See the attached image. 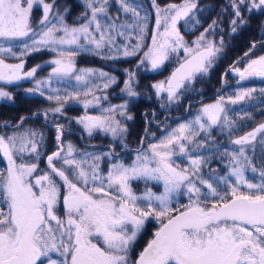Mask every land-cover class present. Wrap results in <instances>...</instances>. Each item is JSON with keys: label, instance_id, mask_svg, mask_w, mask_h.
<instances>
[{"label": "snow or ice", "instance_id": "6c2138e0", "mask_svg": "<svg viewBox=\"0 0 264 264\" xmlns=\"http://www.w3.org/2000/svg\"><path fill=\"white\" fill-rule=\"evenodd\" d=\"M80 3L83 10L69 23L70 7L57 0H0V81L11 85L32 80L34 87L26 91L56 104L33 116L57 117L51 154L45 151L44 133L24 126L27 117L0 122V160L5 164L0 168V264H264V122L232 138L238 120L227 107L254 99L256 89L237 90L203 104L191 119L161 137L149 136L145 127L128 163L114 147L88 151L65 142L66 126L59 123L70 100L81 101L83 96L85 109L99 106L108 96L95 93L118 82L108 72L78 68L76 58L82 54L116 60L142 52L137 67L147 64L155 71L171 54L183 51V61L170 76L151 85L157 96L166 94L169 104L179 102L197 75L209 73L222 51V37L219 45L208 38L219 20L189 42L180 25L189 32L200 26L198 0L164 6L150 0L151 12L143 0ZM113 3L118 6L115 14ZM34 8L42 11L35 24ZM229 10L235 33L238 24L248 23L243 12L264 16V0H228L221 13ZM153 13L154 29L146 45ZM261 27L264 30V21ZM258 47L264 48V38L252 42L225 75L231 72L240 81L264 79V54L249 58ZM42 50L55 58L24 71L26 58ZM47 65L53 66L51 72L37 78L38 70ZM124 72L127 79L120 91L135 97L136 72ZM53 83L67 87L54 88ZM259 92L264 96V88ZM0 98L12 96L0 88ZM127 108L125 101L103 108L101 115L85 114L75 121L89 137L97 130L110 133L128 149V129L118 118L133 119ZM237 116L240 121L254 118L247 111ZM215 129L227 133L234 147L213 136ZM146 138L155 142L145 145ZM181 159L183 165L177 162ZM214 161L225 162L224 174L210 167ZM133 181H142L145 190L137 194ZM151 182L161 184L163 191H153ZM181 198L187 202L180 203ZM149 221L158 227L134 257L135 244Z\"/></svg>", "mask_w": 264, "mask_h": 264}, {"label": "rangeland", "instance_id": "374dc122", "mask_svg": "<svg viewBox=\"0 0 264 264\" xmlns=\"http://www.w3.org/2000/svg\"><path fill=\"white\" fill-rule=\"evenodd\" d=\"M157 2L161 6H164V5L169 4V3L179 4L181 2V0H169V1L157 0ZM227 3H228V0H224L222 5H220V8L217 9V11L214 14L213 18L207 24V26H208L214 19H218L219 20L218 26L214 29L213 33L208 34V38L214 40L218 45H219L221 37L223 38L222 53L220 52L221 55L222 54L223 55L227 54L228 48H226V46L230 42V38L234 35V33L231 32V27L232 26L230 24L231 10H229L228 13H226V14L221 13V8L222 7H226ZM111 12L113 14H115L117 11H115V12L111 11ZM79 14H80V12L77 13V14L75 13L73 15V17H69L68 16L67 17L68 22L72 23V21L75 19V17L77 15H79ZM242 14L244 15L245 19L248 21L249 20L248 18H249L250 14L246 13V12H243ZM41 15H42V11L40 9H38V8H34L33 13H32V20H33L34 24H35L36 21L39 20ZM154 24H155V21H154ZM241 26L242 25L238 24L237 25V30L241 29L242 28ZM180 28H181V33L185 36V39L187 41H189V42L192 41L193 39H195V37L198 36L200 34V32H202L204 30V28H203L201 31H198V32H195V33H191V34H186V33H184L182 31V24L180 25ZM153 29H154V25H153ZM150 42H151V38H150ZM150 42H149V44H150ZM144 50H147V49L145 48ZM142 54H141V56H142ZM261 54H264V48L258 47L252 53V55L249 58H255L256 56H259ZM243 55L244 54L238 56L235 61H237L239 58L243 57ZM183 57H184L183 51H180L178 54H171L169 61H166L165 65L161 69H158V70H155V71L151 70L150 66L147 65V64L141 65L140 67H137V64H138L140 56L139 57L138 56L127 57V58L121 57L120 59H123L122 61H119V59H116V60H105V59H103V61L100 62L98 60L99 57H97V56L88 55V54H82V55H79L76 58V65H77L78 68H94V69L102 70L104 72H108L110 75H113V76H115L117 78H118V75L120 74V72L123 73L124 76H121L120 78H118L117 84L113 85L112 87H110L109 89L105 90L104 92L97 91L95 93L96 95H108V94H111L112 97L114 98L112 100H108L107 99V104L99 105L102 109L109 107V105H117V104L124 103L125 101L128 102V106L132 107L133 105H131V104L133 102H136L140 98V95H141V97H142L141 100L143 101V105H142L143 109L146 108V107L150 108L149 106L153 105L154 106L153 108L160 109L161 113H163L167 109V107L163 108L161 105H164V107H165L166 101H168L167 100V96H166L165 93H161L160 96H157V95L155 96L154 93L156 94V90L154 88H152L151 85H153V84H155L157 82L163 81L167 77H169L171 69L173 67H176ZM54 58H55V54L54 53H52L49 50H42V51H39L37 53H34V54L28 56L26 58V63L28 65H33V61H36V60H37L36 62L49 61V60L54 59ZM8 62L9 63H16L18 61L9 59ZM233 62H234V60L231 61V63H233ZM95 63H102V64H104V67H100V66L94 65ZM245 63H246V61H245ZM214 64H218L221 67L220 59H216ZM238 66L243 68L244 64L241 63ZM32 67H34V66L28 67V66L25 65L24 71H28ZM52 67H53L52 65H48L47 67L41 68L40 70H38V72L36 74V77L37 78H45V77H47V75L51 72V68ZM124 69H129V70H132V71L136 72V83L134 85V88H135V91L138 93V95L135 96V97H128L126 93H122L120 91V89L124 87V80L127 79V76H126V74L124 72ZM219 72L223 75L222 70H220ZM208 74L209 73L205 74V76H207ZM230 76H233V74L230 75ZM233 78L234 79L231 80L232 82H235L233 84H238L236 86V91L237 90H244V89H256L257 90L256 92L253 93L254 99H252V100H247L246 99L245 101H241V102H239L236 105H231V106L227 105V107L230 109L229 115L232 118L238 120L237 128L241 130V132H237V133H235L236 131H234V135L232 136V138H236L237 136L244 135L246 132L251 131L259 123L264 122V104L261 102L262 99H261L260 96H262V95H260V96L258 95V94H261L259 92V89L264 88V79H261V78H250V79H247V80H244V81H240L239 77L237 75H235V74H234ZM30 83L32 84V86H34V82L32 80H22V81L15 82V83H13L11 85L5 84L3 81H0V88H2L4 91L10 93L11 96H12L13 93H12V91L10 89H8V87H10V86L26 87L27 86L28 89H29L30 88ZM53 84H52V87H54V88L58 87V84L55 85V86H53ZM225 85H226V82L221 87L224 88ZM191 86H193L192 83H191V85H188L187 90L181 96V99H180L181 101L185 102V100H186V98L188 96L189 88ZM65 87H67V85L62 84V89L65 88ZM137 89H142V92L141 93L138 92ZM147 89L150 90L152 93H147L146 92ZM217 91H219V88H217L215 92H217ZM227 91L229 92V90H227ZM219 96H222V94L220 93V94H217L215 96L209 95L208 97L204 96L200 100L203 103L195 105L194 107H191V110H187L185 108L186 107L185 103H183V107L182 108H181V103H178V102H174V103L169 104V107H172V109L169 110V112H177V111H181L182 112V114L173 113L172 116H174V118H176V119L180 118V117L184 116L187 113L189 115L186 116V117L177 119V120H173L172 122H170L171 124L168 127H164L162 129V131H160L158 133H155L156 137H161V136L165 135L167 130H170L171 128H175L179 123H182V122H185L186 120L191 119V118H188V117L194 116L197 113L198 109H200L203 104L214 103L219 98ZM223 96L226 98V96L224 94H223ZM115 97H117V98H115ZM145 98L146 99L148 98L146 103H145V100H146ZM83 99H84V97L82 96L81 97V101ZM88 99H91V97H88ZM81 101L70 100L64 106V109L66 111V117H65V119L63 121H59V123L60 122L67 123V120L69 118H71L72 111H73L72 110L73 109L72 105H76V103L78 102V103H80L82 105V107H84L83 103ZM115 101H117V102H115ZM135 107H139V105H136ZM232 110H234V111H232ZM244 111L252 113L254 118L252 120L245 119L243 121H240L238 119L237 114L242 115ZM183 112H185V113H183ZM127 114H128V112H127ZM78 117H80V116H74V119L78 118ZM159 123H160L159 121L156 122V124H159ZM53 130H54V128H52V131ZM212 135L215 136L220 142H222L224 146H228L230 149L232 147H234V146H231V145L228 144L229 138L227 137L228 136L227 133H223L222 134V133H220L219 129H215L213 131ZM153 142H155V140L151 139V140H149L147 142V144L148 143H153ZM54 146L55 145H54V143L51 140H47L46 141V147L47 148L51 149ZM84 149H86V150L93 149V150L106 151V149L101 150L99 148H95L94 149V148L83 147L82 150H84ZM50 151H53V150H50ZM177 162L181 163L183 165V160L182 159L177 161ZM219 163L216 162L214 166L210 165V167L211 168H219L220 169V174L222 175V174H224V172L227 169L226 170H222L221 169V167H225V162H219ZM136 183H138V185H136ZM151 183H152V186H151ZM151 183L148 184V187H151L153 191H155L157 193L163 191V188H162L161 184H157L155 182H151ZM154 185H158V188L156 190L153 189ZM132 186H133V188L134 187L135 188H144L145 184L142 181H133L132 182ZM134 191L137 194H140V193L143 192V191L138 192L137 190H134ZM180 202H183V200L180 199ZM151 222H152V225H151L152 228H154L156 230V228L158 227V226H155L157 222H155V221H151Z\"/></svg>", "mask_w": 264, "mask_h": 264}, {"label": "flooded vegetation", "instance_id": "af4514ba", "mask_svg": "<svg viewBox=\"0 0 264 264\" xmlns=\"http://www.w3.org/2000/svg\"><path fill=\"white\" fill-rule=\"evenodd\" d=\"M207 24H205L202 28H205ZM218 56H221V53L218 54ZM44 62L45 61H39V62L33 61V65H28L27 63L25 65L28 67H31L37 64H43ZM231 64L233 63L229 62L226 64V70L229 68ZM215 65H218V64H214V66ZM225 73H224V76L222 75L221 77L220 84L226 82L225 86H227V85H230L231 83L232 84L235 83L231 81L232 79H234L233 78L234 75L229 76L227 74L225 75ZM200 78L201 77L197 75L195 80H199ZM32 87L34 86H32V84L30 83V88ZM200 88L201 86H196L195 89L198 90ZM12 93L13 94H12L11 100L1 98L0 104H2L3 102L14 103L16 95L18 94L21 95V93L19 92L16 95H15V92H12ZM216 93L218 94L219 91L213 92L209 95L215 96L217 95ZM209 95L206 94V95H203L202 97L204 96L208 97ZM258 95L260 96L261 94H258ZM21 96H22V103H21L22 107L21 108L24 109L25 111L24 113H22V115L26 116L27 117L26 120L29 121V123L25 124L24 126L34 128V129H39L41 132L44 133L46 141L51 140L54 143L55 146L51 149L45 147L46 153L51 154V152L49 151L54 150L56 148V142H55L56 132H55L54 123L56 122L57 117L53 116L52 114H49V117L45 119L43 115L33 116V113H42L44 110L48 108L55 107L56 106L55 102L48 101L45 96H40L39 94H36V93H29L27 91L23 92ZM107 96H108V100L114 99L111 94H108ZM260 97L262 99L261 102L264 104V96H260ZM191 103L193 105H196L193 102ZM101 104L102 105L107 104V100L106 101L101 100L100 105ZM192 104H190V101H187L185 108L187 110H191ZM72 110L73 111H72L71 118L67 120V123L60 122L61 124H64L66 126L65 134L63 136V140L65 142H71L78 149H83V147L92 148L90 146L95 145L97 146L96 148H99L101 150L106 149V151H108L110 147H114L116 153H118L120 158L123 159L124 161L131 160V158L135 154L133 150L139 146L141 136L145 135V132H144L145 127L148 128L149 136H150L151 133H158L162 131V129L164 128L162 126V122L166 118L174 119V116H172L173 113L182 114L181 111L172 113V112H169V110H165L163 113H161L160 109L146 107L140 111L141 114L139 115L137 113L138 109L136 107H128L127 108L128 115H131L133 119L126 120L122 117H118L122 120V123L128 129V133L125 139V142L128 144V149H123L120 145L119 140H113L110 133H104L102 131L97 130L93 133L91 137H89L87 133L84 131L83 126L76 123L74 116H83L85 114L93 115V116L101 115L102 108L100 106H90L89 108L85 109L84 107H82L80 103L77 102L76 105H73ZM153 113L155 114L154 116L152 115ZM188 115L189 114L187 113L180 118L186 117ZM65 117H66V111L64 109V116L59 117V121H63ZM157 121H159L160 123L156 124ZM52 128H54L53 131H52ZM149 140H151V138H146L145 145L147 144ZM88 151H94V150L88 149ZM95 151H100V150H95ZM126 153H129V154H126ZM42 161H44L43 158L41 159L40 164L42 163ZM40 167L43 168L41 165ZM136 185H138V183H136ZM151 225H152L151 221L147 222L146 223L147 227L145 228V230H143L141 235L138 237V242L135 244V249L132 253L134 257L138 255V253L146 246L147 242L150 239H152L155 229L152 228ZM155 226H158V224L156 223Z\"/></svg>", "mask_w": 264, "mask_h": 264}, {"label": "trees", "instance_id": "16d2710c", "mask_svg": "<svg viewBox=\"0 0 264 264\" xmlns=\"http://www.w3.org/2000/svg\"><path fill=\"white\" fill-rule=\"evenodd\" d=\"M163 1H169V0H163ZM224 2V0H198V7L201 9L200 12L197 13V17L200 19L201 24L200 26H198L194 31L191 32H187V30L182 26V31L186 34H191V33H195L198 32L200 30H202L203 26L205 24H207L214 16V14L216 13L217 9L220 8V5H222V3ZM57 3L59 5H67L70 7L71 11L70 14L68 15L69 17H73V15L76 13H79L83 10L82 5L80 3V0H57ZM143 3L145 5H147L148 10L151 12V4H150V0H143ZM118 10V6L115 5V3H113V6L111 7V11L115 12ZM155 19V14L153 13L150 22H149V29H148V35L145 38V44H149L150 42V38H151V33H152V29H153V25H154V20ZM248 23L242 25L241 29L237 30L234 35L230 38V42L227 44L226 48H228V52L226 55H221L218 56L217 59L221 60V67L219 65H215L213 66L210 71L209 74L207 76H204L205 74L202 75H198L199 77H201L199 80H194L192 82L193 86H191L189 88V92H188V96L185 100V102L183 101H179L178 103H181V108L183 107V103L186 104L187 101H190V104H192L191 102L195 103L196 105L201 104L203 102H201V97L203 95L206 94H211L213 92L216 91L217 88H219V93L218 94H223L226 96V98L228 96H233L234 93L236 92V86L238 84L233 85L232 83L230 85L225 86L224 88H222L221 86L224 83L220 84L221 81V77L222 74L219 72L220 70H222L223 72V76L224 73L226 72V64L231 62L232 60H236V58L242 54H244L251 46L252 42L254 41H259L262 38H264V30H262L261 27V22L264 21V16L260 15L259 13L256 14H250L249 18H248ZM202 28V29H201ZM222 53V51H221ZM141 53H138L137 56L139 57ZM100 62L103 61V59L99 58L98 59ZM123 59H119V61H122ZM182 60V59H181ZM94 65L100 66V67H104V64L102 63H95ZM175 67H173L171 69V72L174 70ZM119 71V70H118ZM120 72V71H119ZM170 72V73H171ZM233 73L228 72L227 75H232ZM234 75V74H233ZM121 76H124L122 72H120V74L118 75V78H120ZM74 83V82H73ZM58 84V88L62 89V83H54L53 86ZM141 86V85H140ZM196 86H201L200 89L196 90ZM8 89H10L12 92H15V95L19 93H22L26 91V89H28V87H21V86H10L8 87ZM229 90V92L227 91ZM138 92H142V89H137ZM147 93H152L150 90H146ZM63 94V93H62ZM208 94V95H209ZM21 95H16L15 97V101L14 103H8V102H3L2 104H0V122L2 121H10L12 123L17 122L20 117H26L24 115H22V113H24V109H22L21 107V103H22V96ZM154 95L156 96V94L154 93ZM122 97V96H121ZM117 98V97H115ZM142 97L140 95V98L136 101L133 102L131 105H133L132 107H135L136 105H139V107H136L137 113L140 115L141 114V110L143 109V101L141 100ZM146 99V98H145ZM148 99V98H147ZM147 99L145 100V103L147 101ZM73 106V105H72ZM195 105L192 104V107H194ZM231 106V105H229ZM130 107V106H128ZM150 108H153L154 106L151 105L149 106ZM166 110H171L172 107H169V102L166 101L165 107ZM174 107V106H173ZM191 107V106H190ZM173 113V112H172ZM188 117V118H192ZM180 119V118H177ZM176 118L172 119V118H166L163 122H162V126L163 127H168L173 120H177ZM29 123L28 120L24 121V125ZM245 129V128H244ZM237 132H241L240 129H236L235 130ZM234 135V133H233ZM229 138V136H227ZM129 154V153H126ZM134 156V155H133ZM130 162V160H125V163ZM215 161L213 163H211L212 166L215 165ZM220 164V163H219ZM43 168L45 167L44 161H42V163L40 164ZM5 166L4 162L2 160H0V168H3ZM102 167H104V170H107L106 164L102 165ZM219 169V168H218ZM222 170H226V167H221ZM152 186V183H151ZM158 188V185H154L153 189L156 190ZM144 188H137L138 192L144 191ZM183 200V202L180 203H186L187 201L183 198H181Z\"/></svg>", "mask_w": 264, "mask_h": 264}, {"label": "water", "instance_id": "95a60500", "mask_svg": "<svg viewBox=\"0 0 264 264\" xmlns=\"http://www.w3.org/2000/svg\"><path fill=\"white\" fill-rule=\"evenodd\" d=\"M179 66V65H178Z\"/></svg>", "mask_w": 264, "mask_h": 264}]
</instances>
